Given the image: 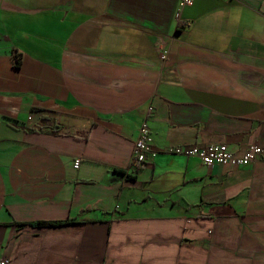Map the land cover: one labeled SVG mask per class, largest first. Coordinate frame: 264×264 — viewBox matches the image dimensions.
<instances>
[{"label":"crops","instance_id":"1","mask_svg":"<svg viewBox=\"0 0 264 264\" xmlns=\"http://www.w3.org/2000/svg\"><path fill=\"white\" fill-rule=\"evenodd\" d=\"M221 143L264 148V0H0V262L264 264V161L169 152Z\"/></svg>","mask_w":264,"mask_h":264},{"label":"built area","instance_id":"2","mask_svg":"<svg viewBox=\"0 0 264 264\" xmlns=\"http://www.w3.org/2000/svg\"><path fill=\"white\" fill-rule=\"evenodd\" d=\"M184 5H191L195 0H181ZM163 59H166L164 52ZM150 108L149 115L140 123L138 139L136 140L132 152V167L136 170L142 169L147 163L151 153L152 137L149 127V117L153 113ZM173 155L184 156L187 158H197L204 165H232L234 167H246L257 161H264V148L259 145H250L242 155L234 154L226 144H210L206 146H189V147H173L169 150ZM80 160L75 161L78 168ZM0 264H9L8 259H3Z\"/></svg>","mask_w":264,"mask_h":264},{"label":"trees","instance_id":"3","mask_svg":"<svg viewBox=\"0 0 264 264\" xmlns=\"http://www.w3.org/2000/svg\"><path fill=\"white\" fill-rule=\"evenodd\" d=\"M129 178H131V179H133V177H129ZM61 224H63V222H59V221H57V222H37V223H35L34 225L35 226H39V227H45V226H59V225H61Z\"/></svg>","mask_w":264,"mask_h":264}]
</instances>
